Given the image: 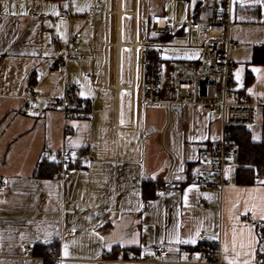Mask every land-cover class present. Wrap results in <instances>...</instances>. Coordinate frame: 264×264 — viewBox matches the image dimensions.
I'll return each mask as SVG.
<instances>
[{
    "label": "crops",
    "instance_id": "0c3cea01",
    "mask_svg": "<svg viewBox=\"0 0 264 264\" xmlns=\"http://www.w3.org/2000/svg\"><path fill=\"white\" fill-rule=\"evenodd\" d=\"M61 1L0 0V182L7 185L0 193V264H103L124 254L135 264H190L189 256L197 258L200 245L218 238L223 264L263 261L259 229L264 224V169L253 184L237 183V151L226 168L222 195L191 183L201 168L198 154L219 136L220 121L197 106L180 105L168 123L165 105L157 104L137 110L136 116L146 120L129 129V93L121 90L116 97L114 90L104 88L115 81V47L106 54L105 35L92 42L82 38L89 21L85 14L73 13L71 20L72 28L78 21L74 29H80L83 57L68 62L67 74L53 69V32L63 22L57 20ZM212 4L220 9L224 0ZM231 15L230 36L237 42L231 50L232 76L237 90L259 101L257 121L249 130L260 143L264 61L256 62L254 56L259 49L264 58V0H232ZM112 36L115 40L110 24L114 41ZM198 52L166 49L163 100L176 98V79ZM121 70L122 54L120 83ZM130 79L131 70L128 83ZM67 85H79V97L94 101L75 102L67 112L42 102L45 96H61ZM29 87L41 102L38 111L25 108ZM165 147L174 153L175 163ZM63 152L75 161L74 167L60 176L39 170ZM203 202L207 207L202 208ZM53 242L59 245L56 255L38 254V245ZM155 245H163L167 254L154 251Z\"/></svg>",
    "mask_w": 264,
    "mask_h": 264
},
{
    "label": "built area",
    "instance_id": "2783aa9c",
    "mask_svg": "<svg viewBox=\"0 0 264 264\" xmlns=\"http://www.w3.org/2000/svg\"><path fill=\"white\" fill-rule=\"evenodd\" d=\"M34 3L36 0H27ZM133 10L123 9V0H106L105 9V49L106 54L110 47H115L116 75L113 85L105 83L106 90H114L119 97L120 91L125 90L131 99L133 121L128 126L134 128L136 122L145 121L144 116H136L137 110H144L149 105L164 104L166 107L168 123L175 106L194 105L201 111L220 121L219 136L206 145L198 154L201 164L200 170L191 176V183L202 186L208 190L218 191L221 195L226 184L225 171L230 158L237 153V144L232 136L235 126L250 128L257 121V97L249 92L237 90L232 76L234 60L231 50L237 45L230 36L233 23L231 15V1L224 0V6L218 8L214 4L198 2L190 11L191 19L178 22L166 14L164 6L159 10H150L147 16V35L141 32L142 0H134ZM191 0H172L176 5L180 2ZM103 0H93L92 6L84 18L95 19L97 8ZM57 20L67 21L68 27L64 39L54 34L57 54L53 58L52 68L59 73L67 74L68 62L81 58L83 55L79 49V30L71 26L74 16L72 0H62ZM120 9L122 13L120 14ZM115 16V40L110 39L111 17ZM131 15L133 18V30L130 40L123 42L121 38L123 30V18ZM121 18V24H120ZM186 38L184 42H175L174 38ZM197 48L198 55L190 66L175 82L176 98L163 100L160 97L161 79L165 51L168 48ZM128 48L131 51V79L127 85H121L120 60L122 50ZM94 57V50L92 51ZM92 74L90 78L92 79ZM93 84V82H91ZM79 85H67L63 94L58 97L45 96L42 102L46 105H57L63 112H67L75 102L92 103L93 99L82 100L79 97ZM142 93L141 97L138 94ZM25 108L30 111L41 109V102L37 99L34 88L29 87L25 94ZM176 161L175 155L165 147ZM61 159L70 163L71 159L66 152L60 154ZM62 175V172L56 174ZM7 189V185L0 182V193ZM207 202L202 203V208L207 207ZM257 226L256 222L252 223ZM205 237V234L201 235ZM154 251L161 256L167 254L163 245H155ZM63 261V257L58 258ZM100 262V261H99ZM135 259H107L103 264H135ZM190 264H223L221 260V243L218 238L207 248L200 247L198 257L189 256ZM257 264H264L259 261Z\"/></svg>",
    "mask_w": 264,
    "mask_h": 264
},
{
    "label": "rangeland",
    "instance_id": "374dc122",
    "mask_svg": "<svg viewBox=\"0 0 264 264\" xmlns=\"http://www.w3.org/2000/svg\"><path fill=\"white\" fill-rule=\"evenodd\" d=\"M204 2L205 0H191L189 2H180L176 5L173 4L172 0H142V23H141V32L143 35H147V16L150 10H159L162 6L165 8L166 14L171 18H174L178 22L188 21L191 19L192 14L190 11L198 4V2ZM93 0H72L73 13H77L80 15H86L92 6ZM135 5L134 0H123V9L124 10H133ZM60 6H58V9ZM105 9H106V0L98 6L97 8V16L95 19V27L94 20L89 19V21L84 24L82 28V38L86 36L92 42L97 39V41L102 40L105 35ZM133 18L131 15H125L123 18V42H128L131 37V33L133 30ZM78 21L75 22L77 24ZM60 24V23H59ZM73 25L75 28L77 25ZM66 22L63 21L57 28H55V34L60 35L62 39L66 36ZM115 29V16L111 17V30ZM95 33V37H94ZM53 35V34H52ZM112 40H114L112 36ZM173 40L175 42H184L186 38L176 37ZM113 49L111 50V54L109 57V70H110V83H113ZM131 70V51L128 48H124L122 51V70H121V84L124 86L128 83V77L130 75ZM161 87H162V79H161ZM162 98V97H161ZM126 101V92H122V103L125 104Z\"/></svg>",
    "mask_w": 264,
    "mask_h": 264
},
{
    "label": "trees",
    "instance_id": "16d2710c",
    "mask_svg": "<svg viewBox=\"0 0 264 264\" xmlns=\"http://www.w3.org/2000/svg\"><path fill=\"white\" fill-rule=\"evenodd\" d=\"M215 0H207L206 3L212 4ZM254 60L256 62L264 61V58L259 56V49L256 50ZM249 77L247 80L249 81ZM232 136L237 144L238 148V159L239 165L237 171V183L239 184H253L255 178L264 169V142H255L252 139L251 132L249 128L242 126H235L232 129ZM71 159V157H70ZM75 166V161L71 159L70 163H67L66 159L58 158L55 161L48 162L46 165H41L39 170H44L43 173L46 175L54 176L61 171H65L70 167ZM261 242H264V224L259 229ZM212 246V243H204L200 247L207 248ZM59 245L56 242L41 244L37 246L38 254L41 256H51L57 254ZM54 251V252H53ZM124 258L128 259L127 254L123 255ZM111 257V255H110ZM50 264H56L55 261L48 262Z\"/></svg>",
    "mask_w": 264,
    "mask_h": 264
},
{
    "label": "bare ground",
    "instance_id": "6f19581e",
    "mask_svg": "<svg viewBox=\"0 0 264 264\" xmlns=\"http://www.w3.org/2000/svg\"><path fill=\"white\" fill-rule=\"evenodd\" d=\"M122 13V9H120V14ZM120 21H121V18H120Z\"/></svg>",
    "mask_w": 264,
    "mask_h": 264
},
{
    "label": "water",
    "instance_id": "95a60500",
    "mask_svg": "<svg viewBox=\"0 0 264 264\" xmlns=\"http://www.w3.org/2000/svg\"><path fill=\"white\" fill-rule=\"evenodd\" d=\"M175 108H179V107L175 106Z\"/></svg>",
    "mask_w": 264,
    "mask_h": 264
}]
</instances>
